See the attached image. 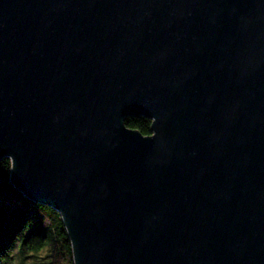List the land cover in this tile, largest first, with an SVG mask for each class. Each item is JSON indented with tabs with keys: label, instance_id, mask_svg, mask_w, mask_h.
Wrapping results in <instances>:
<instances>
[{
	"label": "water",
	"instance_id": "1",
	"mask_svg": "<svg viewBox=\"0 0 264 264\" xmlns=\"http://www.w3.org/2000/svg\"><path fill=\"white\" fill-rule=\"evenodd\" d=\"M5 157L75 264H264V0H0Z\"/></svg>",
	"mask_w": 264,
	"mask_h": 264
},
{
	"label": "trees",
	"instance_id": "2",
	"mask_svg": "<svg viewBox=\"0 0 264 264\" xmlns=\"http://www.w3.org/2000/svg\"><path fill=\"white\" fill-rule=\"evenodd\" d=\"M128 128L151 134L152 121L144 116L125 120ZM12 160L0 161V264L47 252L34 264H75L72 240L63 217L52 206L30 200L11 183Z\"/></svg>",
	"mask_w": 264,
	"mask_h": 264
},
{
	"label": "rangeland",
	"instance_id": "3",
	"mask_svg": "<svg viewBox=\"0 0 264 264\" xmlns=\"http://www.w3.org/2000/svg\"><path fill=\"white\" fill-rule=\"evenodd\" d=\"M47 254H49V253H45V252H43V253H41V254H38V257L39 258H33V257H31V258H29V259H25V260H19V263L20 264H34V263H36V262H42V259L41 258H44Z\"/></svg>",
	"mask_w": 264,
	"mask_h": 264
}]
</instances>
